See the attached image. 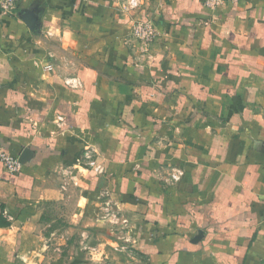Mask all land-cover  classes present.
I'll list each match as a JSON object with an SVG mask.
<instances>
[{"label": "crops", "instance_id": "0c3cea01", "mask_svg": "<svg viewBox=\"0 0 264 264\" xmlns=\"http://www.w3.org/2000/svg\"><path fill=\"white\" fill-rule=\"evenodd\" d=\"M129 1L0 9V152L29 151L0 162V264H45L59 221L105 259L264 264V0Z\"/></svg>", "mask_w": 264, "mask_h": 264}, {"label": "rangeland", "instance_id": "374dc122", "mask_svg": "<svg viewBox=\"0 0 264 264\" xmlns=\"http://www.w3.org/2000/svg\"><path fill=\"white\" fill-rule=\"evenodd\" d=\"M54 228L55 230L59 229L57 234H59L60 231L64 232L65 238L67 237V243L64 244V242H61L60 239H53V244L50 249L51 255L45 264H68L67 261H69L70 255L73 256V254L76 255V253L81 257L79 259V264H106L105 262L107 261H110L113 264H145L146 262L145 258L140 256L137 257L133 252L125 254H112L109 258H102L100 257L101 250H99L101 247L100 239L95 238L92 240L93 244L90 243L88 248H83L84 245L81 243L82 236L79 231L68 230L67 227H63V225H61L60 221ZM73 237H75L74 240ZM107 247L112 248L111 245ZM55 248L56 251H54ZM109 250L111 251V249H107V251ZM81 252L83 254H81ZM70 263L73 264V260Z\"/></svg>", "mask_w": 264, "mask_h": 264}, {"label": "built area", "instance_id": "2783aa9c", "mask_svg": "<svg viewBox=\"0 0 264 264\" xmlns=\"http://www.w3.org/2000/svg\"><path fill=\"white\" fill-rule=\"evenodd\" d=\"M238 0H203V3L206 7L215 9L216 7L225 4L227 2L236 3ZM19 0H0V9L6 13L13 14ZM137 0H130V8L137 6ZM130 38L139 43L141 47H145L151 44L158 36L157 27L154 25L150 19H137L133 22L130 28ZM87 164L89 166L94 165V160L91 159L90 154H86ZM0 162L2 163L5 170L9 172L20 171L22 163L18 157L10 155L5 152H0ZM94 170L99 172L101 169L98 166L94 167ZM181 171L176 170L173 173H170V178L173 181H177L181 175Z\"/></svg>", "mask_w": 264, "mask_h": 264}, {"label": "water", "instance_id": "95a60500", "mask_svg": "<svg viewBox=\"0 0 264 264\" xmlns=\"http://www.w3.org/2000/svg\"><path fill=\"white\" fill-rule=\"evenodd\" d=\"M27 154H29L28 149H25L24 151H22V153L19 155V160H20L21 162H24V161L26 160ZM200 235H201V234H200ZM200 235H197V236L194 238V241L198 240V238H199Z\"/></svg>", "mask_w": 264, "mask_h": 264}]
</instances>
